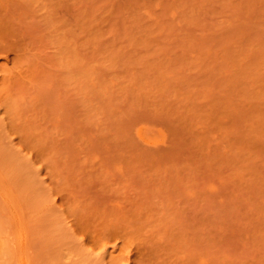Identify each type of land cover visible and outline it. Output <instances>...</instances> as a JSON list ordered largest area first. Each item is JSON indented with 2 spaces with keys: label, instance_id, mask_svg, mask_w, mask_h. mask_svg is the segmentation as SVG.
Returning <instances> with one entry per match:
<instances>
[{
  "label": "rangeland",
  "instance_id": "obj_1",
  "mask_svg": "<svg viewBox=\"0 0 264 264\" xmlns=\"http://www.w3.org/2000/svg\"><path fill=\"white\" fill-rule=\"evenodd\" d=\"M0 264H264V0H0Z\"/></svg>",
  "mask_w": 264,
  "mask_h": 264
}]
</instances>
